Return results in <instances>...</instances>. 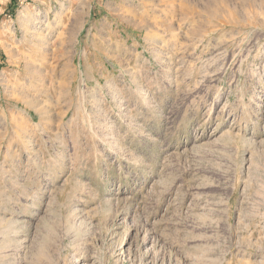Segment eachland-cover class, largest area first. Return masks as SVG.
<instances>
[{
	"label": "rangeland",
	"instance_id": "obj_1",
	"mask_svg": "<svg viewBox=\"0 0 264 264\" xmlns=\"http://www.w3.org/2000/svg\"><path fill=\"white\" fill-rule=\"evenodd\" d=\"M0 264H264V0H0Z\"/></svg>",
	"mask_w": 264,
	"mask_h": 264
}]
</instances>
